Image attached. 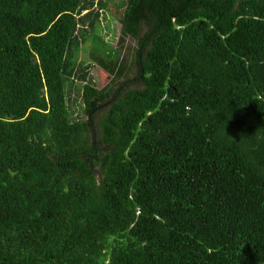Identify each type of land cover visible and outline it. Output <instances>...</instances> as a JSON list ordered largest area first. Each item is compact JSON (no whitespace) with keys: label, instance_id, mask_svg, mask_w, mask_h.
Returning a JSON list of instances; mask_svg holds the SVG:
<instances>
[{"label":"trees","instance_id":"obj_1","mask_svg":"<svg viewBox=\"0 0 264 264\" xmlns=\"http://www.w3.org/2000/svg\"><path fill=\"white\" fill-rule=\"evenodd\" d=\"M0 264H264V0H0Z\"/></svg>","mask_w":264,"mask_h":264},{"label":"rangeland","instance_id":"obj_2","mask_svg":"<svg viewBox=\"0 0 264 264\" xmlns=\"http://www.w3.org/2000/svg\"><path fill=\"white\" fill-rule=\"evenodd\" d=\"M110 7L112 12L109 11L108 13L107 12L103 13L104 15V17H102L103 27L101 31H102V35L106 36V40L109 42V44L113 47H117L119 38L121 36V25L119 23V18H118L120 16V13L116 12L111 4ZM124 46H125V54L130 56V51H131L130 47H133L134 43L131 40H128L126 41ZM82 55L83 57L86 56V54L84 53H82ZM106 83L107 80L104 79V77L100 72V78H99L100 87L105 86ZM71 98L73 100V102L71 103V105L73 106V110L75 111V113H78L80 111L79 103L81 102L79 93L74 90L71 94Z\"/></svg>","mask_w":264,"mask_h":264}]
</instances>
